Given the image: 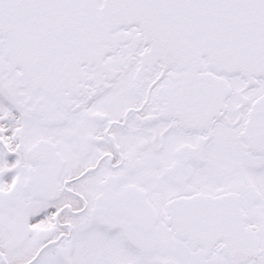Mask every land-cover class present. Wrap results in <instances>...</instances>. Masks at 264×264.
<instances>
[{"label": "snow or ice", "instance_id": "6c2138e0", "mask_svg": "<svg viewBox=\"0 0 264 264\" xmlns=\"http://www.w3.org/2000/svg\"><path fill=\"white\" fill-rule=\"evenodd\" d=\"M0 264H264V0H0Z\"/></svg>", "mask_w": 264, "mask_h": 264}]
</instances>
